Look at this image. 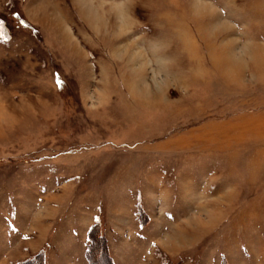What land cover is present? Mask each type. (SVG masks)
Wrapping results in <instances>:
<instances>
[{"label": "rangeland", "instance_id": "374dc122", "mask_svg": "<svg viewBox=\"0 0 264 264\" xmlns=\"http://www.w3.org/2000/svg\"><path fill=\"white\" fill-rule=\"evenodd\" d=\"M0 264H264V0H0Z\"/></svg>", "mask_w": 264, "mask_h": 264}, {"label": "bare ground", "instance_id": "6f19581e", "mask_svg": "<svg viewBox=\"0 0 264 264\" xmlns=\"http://www.w3.org/2000/svg\"><path fill=\"white\" fill-rule=\"evenodd\" d=\"M119 6V5H118ZM121 8V7H120ZM119 22V21H118ZM121 26V25H120ZM227 68H228V66H227Z\"/></svg>", "mask_w": 264, "mask_h": 264}]
</instances>
